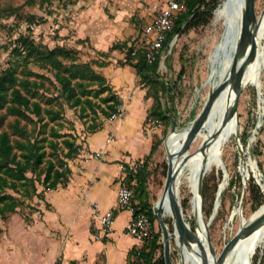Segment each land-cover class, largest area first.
Listing matches in <instances>:
<instances>
[{
  "label": "rangeland",
  "instance_id": "obj_1",
  "mask_svg": "<svg viewBox=\"0 0 264 264\" xmlns=\"http://www.w3.org/2000/svg\"><path fill=\"white\" fill-rule=\"evenodd\" d=\"M165 1L0 0V69L15 61L11 49L20 34L30 35L37 43L49 47L59 44L72 47L77 53H89V50L93 48L89 38L91 34L99 29L106 30L110 38L114 39L112 44H118L124 56L127 47L137 48L132 53L135 59L141 51L139 45L144 22L151 18L153 7L161 6ZM254 4L259 23L264 12V0H254ZM211 18L207 24L174 33L165 45L163 56L160 58L159 77L168 83V89L158 98V103H161V107L166 110L169 119L159 117L160 128L151 131L153 141H161L150 161L146 178L148 198L152 203L161 193L166 174L167 153L164 140L173 125L175 128L188 126L204 102L206 91L201 83L209 68L206 60V43L207 35L211 30ZM121 36L126 38L120 40ZM121 61L123 59H119V62ZM29 67L49 77L44 79L48 89L40 96L43 102L51 103L56 107L62 105L63 117L72 120L76 127L81 128L83 123L85 125V122H88V118L77 117V108L69 106L61 97L51 71L39 68L32 63ZM181 68L182 72H180ZM139 81L141 82L140 78ZM261 83L260 87L248 84L241 88L236 114L239 133L233 134L223 144L225 185L219 198L218 212L209 224L215 259L224 243L259 206H257L258 201L264 200V69ZM145 86L148 92L155 94V87L148 84ZM62 131H66V128L63 127ZM240 136L246 138L245 143L241 141ZM194 146L190 144L189 149L183 152L188 153L193 150ZM212 169L203 177L202 209L206 219L210 216L208 214L213 207L217 187L223 180V170L218 167ZM250 177L253 178L252 182ZM253 183H256L257 187ZM190 197L191 193L186 179L182 177L179 190L181 211L190 223L195 236L199 237V224L196 217L192 215ZM137 199L139 197L135 195V200ZM235 208H239L241 214L230 218L229 214ZM30 211V208L24 205L19 210L21 214ZM8 217L4 218L5 221H0V231L4 229ZM164 218L168 228L171 229L170 215L166 214ZM12 221L11 219L8 224L13 225ZM155 225L159 229L157 220H155ZM30 244L31 251L37 252L38 243L31 241ZM263 251L264 241L256 248L251 259L252 264H264ZM24 252L26 253L24 246L22 250L18 248L20 257L25 258ZM159 253L160 250H157L155 256ZM170 254L175 264H182L180 250L173 237L170 240Z\"/></svg>",
  "mask_w": 264,
  "mask_h": 264
},
{
  "label": "trees",
  "instance_id": "obj_2",
  "mask_svg": "<svg viewBox=\"0 0 264 264\" xmlns=\"http://www.w3.org/2000/svg\"><path fill=\"white\" fill-rule=\"evenodd\" d=\"M219 2L186 0L185 8L173 15V29L167 34L164 45L174 33L207 24ZM15 42L11 49L15 61L0 69V219L23 205L25 201L22 197L39 196L37 182L44 188L65 184L70 172L66 159L72 157L77 148L73 136L62 131L65 127L62 105L56 107L40 98L48 89L44 79L49 77L31 69L30 63L53 73L61 97L69 106L78 105L81 116L87 108L92 113L96 114L99 109L108 115L120 102L117 95L110 91L105 76L97 72L91 62L80 60L76 49L59 44L49 47L37 43L27 34H20ZM132 53L133 47H127L121 63L132 65L144 86L148 84L156 88L153 94L145 86L146 94L153 97L147 117L169 119L166 110L158 103V98L168 89V83L158 73L160 55L152 62H147L142 48L135 59ZM105 91L106 94L102 95ZM96 127L97 123L93 119L88 128ZM240 139L245 143L244 136H240ZM160 142L153 141L150 152L140 160L141 166L127 170V179L134 193V210L145 211L153 223V232L142 240L143 245L129 250L127 264H164L161 232L156 228L153 203L148 198L146 187L149 164ZM252 179L250 177L251 182ZM253 184L257 187L256 183ZM135 195L139 199L135 200ZM262 201H258L257 206ZM157 250L160 253L155 256ZM56 264H59L58 261Z\"/></svg>",
  "mask_w": 264,
  "mask_h": 264
},
{
  "label": "crops",
  "instance_id": "obj_3",
  "mask_svg": "<svg viewBox=\"0 0 264 264\" xmlns=\"http://www.w3.org/2000/svg\"><path fill=\"white\" fill-rule=\"evenodd\" d=\"M89 38L93 48L89 53L79 52L80 60L91 62L105 76L110 91L123 103L126 115L110 121L99 109L95 114L87 108L81 116L79 106H71L77 108V117L88 118V122L79 128L72 120L62 118L66 132L77 145L74 155L66 159L68 179L54 188H44L37 182L40 195L22 197L23 205L31 211L21 214L23 205H20L7 214L6 225L0 231V264H56L57 261L59 264H127L129 250L143 245L142 240L126 232L131 216L128 209L117 212L105 237L92 236L99 223L91 201L101 210L110 207L119 181L130 165L150 152L153 136L151 131L143 130V121L153 97L146 94L135 68L119 62L124 60L123 50L112 47L114 39L106 30H96ZM125 38L121 36L120 40ZM105 94L106 91L102 93ZM94 99L104 105L98 98ZM93 119L97 127L89 129ZM110 134L112 138L108 140ZM11 219L13 225L8 224ZM31 241L38 243L37 252L31 251ZM23 246L25 258L18 253V248L22 250Z\"/></svg>",
  "mask_w": 264,
  "mask_h": 264
},
{
  "label": "bare ground",
  "instance_id": "obj_4",
  "mask_svg": "<svg viewBox=\"0 0 264 264\" xmlns=\"http://www.w3.org/2000/svg\"><path fill=\"white\" fill-rule=\"evenodd\" d=\"M210 25L211 30H209V35H207L208 40L206 43V60L209 68L208 71H206L207 74L204 76L201 83L203 89L206 91H204V101L206 100L209 91L226 76L242 36L243 44L238 63H240L247 55L246 53L250 45L248 34L251 24L250 19L245 13L244 0H220L218 5L213 10ZM243 30H246L244 34ZM263 40L264 12L255 33V42L257 46L256 52L253 58L248 61L243 72L241 81L242 87L248 84L260 87L262 84L261 78L264 69ZM232 96L233 89L230 84L216 96L207 117L199 130L195 133L191 142V145H195L193 150L188 153H184L182 149L183 141L189 131L188 126L170 130L164 140L167 158L169 156L171 162L174 165H179L180 168L175 181L178 198L181 178L185 177L187 186L191 193L190 209L192 215L196 217L199 224V237H197L192 231L190 223L182 214L183 219L187 224V228L191 233V237H184L185 242L182 241L174 226L169 229V231H172L171 237L176 238L181 254L182 264H214L216 260L214 256V248L213 250H210L207 242L205 241L204 224L209 218L206 219L204 214L203 216L200 214L201 203L199 175L203 173L204 177V175L213 167H218L225 171L224 160L222 158L223 144L229 140L233 134L239 133L236 116L231 118L225 117L230 106ZM200 109L201 107H199V110ZM251 162L253 163V159ZM225 177L218 185L219 190H216V192L218 191V195L212 208V219L216 216L220 206L219 198L225 185ZM160 207L163 211V216L169 214L171 217L172 206L168 199L163 200ZM263 208L264 200L240 226L244 225L245 222L257 215ZM236 214H241L239 208H235L231 211V214H229L230 218L234 217V215L236 216ZM237 231L238 229L235 233ZM263 241L264 221L251 232L240 235L237 241L228 249L224 259L218 264H252L251 259L256 251V248Z\"/></svg>",
  "mask_w": 264,
  "mask_h": 264
},
{
  "label": "water",
  "instance_id": "obj_5",
  "mask_svg": "<svg viewBox=\"0 0 264 264\" xmlns=\"http://www.w3.org/2000/svg\"><path fill=\"white\" fill-rule=\"evenodd\" d=\"M244 4H245V13L250 19V24H251L249 34H248L250 45L246 53L247 55L240 63H238L239 55H240L242 44H243V36H242L240 43L237 47L236 53L234 55L233 61L227 71L226 76L222 80H220L219 83L213 89L209 91L206 100L201 106V109L196 113L195 117L188 124L189 131L182 144V149L184 151H187L189 149L195 133L199 130L205 118L207 117V114L210 108L212 107V104L216 96L229 84L231 85L233 89V96H232L230 106L227 110L225 117L231 118L233 116H236L237 114V104H238L239 94L242 88V83H241L242 75L247 66L248 61L251 58H253V56L255 55L256 48H257L256 42H255V33L257 30V26H258V19H257L258 15L256 14V11H255L254 0H244ZM245 32L246 30H243V34ZM174 129H175V125H173L171 130H174ZM179 169H180L179 165H174L168 156L163 187H162L160 196L156 199V201L152 205V210L156 216V220L158 222V226L161 232L162 256H163L164 264H175V263L173 262L171 258V254H170V240H171L172 231H169V228L163 216V211L160 207L163 200L168 199L169 203L172 206L171 226H174L175 229L178 231L182 241L185 242V239H184L185 236L191 237V233L189 229L187 228V224L185 220L183 219V216L181 213L180 201H179L178 194L176 191L177 186H175V181L177 179ZM225 176H226V173L223 170V178ZM217 189L219 190V187ZM199 190H200V203H201L200 204V209H201L200 214L201 216H203L204 214L203 209H202L203 173L199 175ZM217 195H218V191L216 192V198H215L214 204L217 200ZM212 217H213V212L209 216L208 221H205V224H204L205 241L207 242V245L210 250H213V245H212L210 233H209V222L212 219ZM263 221H264V208L257 215H255L254 217L249 219L247 222H245L244 225L240 226L238 228V231L224 243L223 247L221 248L220 252L218 253L216 257L214 264H218L224 259L228 249L237 241L240 235L251 232L256 227H258ZM174 240L176 242V238H174Z\"/></svg>",
  "mask_w": 264,
  "mask_h": 264
},
{
  "label": "built area",
  "instance_id": "obj_6",
  "mask_svg": "<svg viewBox=\"0 0 264 264\" xmlns=\"http://www.w3.org/2000/svg\"><path fill=\"white\" fill-rule=\"evenodd\" d=\"M186 0H166L163 5H155L152 10L151 18L142 26V38L140 39V48L143 49V56L147 62H152L159 55L163 56L164 42L167 34L173 29V15L177 11L185 8ZM137 48H133V52ZM126 115V109L120 101L115 105V108L107 115L110 121H117ZM161 121L158 117L150 116L143 121L144 131H156L160 128ZM112 138L110 134L108 140ZM78 150H80L78 148ZM98 154V152H97ZM141 161L138 160L132 167L141 166ZM133 188L131 187L127 173L120 179L116 198L114 203L105 210H101L96 202L91 201V207L94 215L98 219V225H95L96 230L93 231V238L105 237L112 225L117 211L128 209L131 216L126 226V232L138 240L150 236L153 232V223L149 215L145 211H135L133 205Z\"/></svg>",
  "mask_w": 264,
  "mask_h": 264
}]
</instances>
